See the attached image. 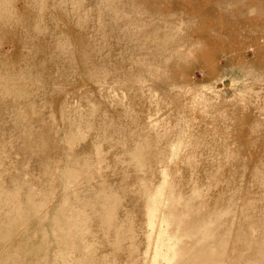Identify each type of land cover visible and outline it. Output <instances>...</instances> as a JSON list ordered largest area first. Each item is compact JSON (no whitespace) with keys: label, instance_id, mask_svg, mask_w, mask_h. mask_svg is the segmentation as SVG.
Returning <instances> with one entry per match:
<instances>
[{"label":"rangeland","instance_id":"1","mask_svg":"<svg viewBox=\"0 0 264 264\" xmlns=\"http://www.w3.org/2000/svg\"><path fill=\"white\" fill-rule=\"evenodd\" d=\"M0 264H264V0H0Z\"/></svg>","mask_w":264,"mask_h":264}]
</instances>
